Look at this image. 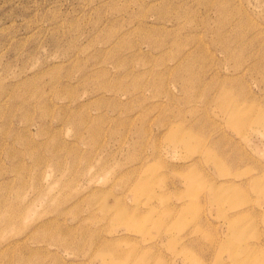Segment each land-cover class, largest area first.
<instances>
[{
	"label": "rangeland",
	"instance_id": "obj_1",
	"mask_svg": "<svg viewBox=\"0 0 264 264\" xmlns=\"http://www.w3.org/2000/svg\"><path fill=\"white\" fill-rule=\"evenodd\" d=\"M0 264H264V0H0Z\"/></svg>",
	"mask_w": 264,
	"mask_h": 264
},
{
	"label": "bare ground",
	"instance_id": "obj_2",
	"mask_svg": "<svg viewBox=\"0 0 264 264\" xmlns=\"http://www.w3.org/2000/svg\"><path fill=\"white\" fill-rule=\"evenodd\" d=\"M13 216H15V215H13ZM13 216H11L10 218L12 219Z\"/></svg>",
	"mask_w": 264,
	"mask_h": 264
}]
</instances>
